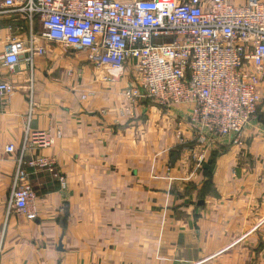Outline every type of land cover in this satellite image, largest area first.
Listing matches in <instances>:
<instances>
[{"label":"crops","instance_id":"0c3cea01","mask_svg":"<svg viewBox=\"0 0 264 264\" xmlns=\"http://www.w3.org/2000/svg\"><path fill=\"white\" fill-rule=\"evenodd\" d=\"M12 25L0 19V53ZM39 44L31 67L24 54L13 71L0 67L14 87L0 104V264H264L260 112L241 146L222 139L196 163L187 107L130 99L128 66L97 72L83 52ZM26 130L53 138L30 152L65 179L27 169L34 220L7 212L16 156L5 148L19 150Z\"/></svg>","mask_w":264,"mask_h":264},{"label":"built area","instance_id":"2783aa9c","mask_svg":"<svg viewBox=\"0 0 264 264\" xmlns=\"http://www.w3.org/2000/svg\"><path fill=\"white\" fill-rule=\"evenodd\" d=\"M1 18L15 25L2 45L1 68L13 71L23 54L31 67L34 57L46 53L40 42L85 53L97 72L117 75L128 66L136 85L126 97L188 108L190 156L196 163L222 139L241 146L250 123L259 112L264 117V4L259 0L240 7L228 0H0ZM13 92L9 82L0 81V104ZM181 127L176 126L179 140ZM53 143L46 131L26 130L19 150L5 148L16 156L8 213L36 218L35 193L23 184L27 169L65 184L52 157L31 153ZM259 162L264 167V152Z\"/></svg>","mask_w":264,"mask_h":264},{"label":"trees","instance_id":"16d2710c","mask_svg":"<svg viewBox=\"0 0 264 264\" xmlns=\"http://www.w3.org/2000/svg\"><path fill=\"white\" fill-rule=\"evenodd\" d=\"M260 117L264 119V117H263V115H262V114H260ZM263 119H262V120H263Z\"/></svg>","mask_w":264,"mask_h":264}]
</instances>
